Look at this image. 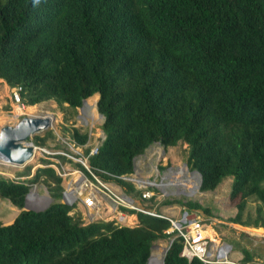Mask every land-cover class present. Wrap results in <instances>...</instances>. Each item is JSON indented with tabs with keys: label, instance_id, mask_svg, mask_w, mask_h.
<instances>
[{
	"label": "trees",
	"instance_id": "1",
	"mask_svg": "<svg viewBox=\"0 0 264 264\" xmlns=\"http://www.w3.org/2000/svg\"><path fill=\"white\" fill-rule=\"evenodd\" d=\"M0 78L19 86L26 106L53 99L75 108L96 94L103 137L87 162L99 178L132 191L119 176L137 155L181 140L198 189L230 177L229 220L264 228V0H0ZM50 135L30 139L43 145ZM69 136L88 137L76 127ZM49 162L0 173V198L16 207L37 181L51 197L0 222V264H146L169 221L124 208L135 224L83 222L59 202L61 177ZM248 200L254 215L243 220ZM181 243L172 238L162 264H203L180 255ZM250 258L243 247L241 261Z\"/></svg>",
	"mask_w": 264,
	"mask_h": 264
},
{
	"label": "rangeland",
	"instance_id": "2",
	"mask_svg": "<svg viewBox=\"0 0 264 264\" xmlns=\"http://www.w3.org/2000/svg\"><path fill=\"white\" fill-rule=\"evenodd\" d=\"M10 89V86L5 88V86L2 87V84H0V126L13 124L22 115H33L29 114V110L24 108L26 105L18 107L20 104L11 98ZM95 99L96 94H93L75 108L68 106L59 107L53 99L35 103L37 106L36 115L51 117L49 126L51 135L40 146L45 147L50 152L66 150L70 151V154L77 156L70 146L73 143L69 136V131L72 127H76L79 132H86L88 135L86 142L81 145L82 152L84 148L89 149L97 146L101 142L103 133L100 127L102 115L96 110ZM186 155V144L181 140L165 148L158 142L152 143L137 155L132 172L126 175L127 178L125 180L131 182L133 186L132 191H126L119 184L111 183L119 187L120 193L122 192L130 198L132 204L127 200L128 205L154 210L161 209L167 213H172L175 217L180 216L184 209L188 210L191 213L190 215L198 218V226L205 238L218 242L226 241L231 244L233 252L230 256H236L241 260L242 248L246 247L251 254L250 261L264 264V228L229 220V217L233 216L235 212L233 202L228 199L231 178H223L212 190L200 191L198 189V177L196 175L192 177L193 169L186 165ZM50 157H56L60 161L69 164V166H73V163L80 164L76 159L68 158L61 153L53 155L36 150L32 160L27 163L32 165L31 173L36 160L43 158L50 161ZM21 168L19 165H0V170L3 171L0 173L13 177L15 171ZM95 176L100 179L97 174ZM65 178H68V176ZM147 182L153 184H148ZM62 183H64V178H62ZM193 185L194 188L190 191ZM143 189L151 191V194L148 197H141L140 192ZM28 195L24 201V208L42 209L51 201V197L42 181L29 185ZM104 197L106 196L99 195L96 203L105 218H101L98 214L93 217H86L83 207L75 206V211L80 212L83 222L109 218L107 216L109 214V212L107 213V206H112V204L107 197ZM185 200L196 201L200 203L201 207L188 208L182 204V201ZM254 204L255 202L252 200L247 201L241 219L247 220L254 215ZM22 208L12 205L6 198H0V222L3 224L9 223ZM129 213L135 216L134 212ZM136 222L135 219L128 224L133 225ZM167 236L166 234L165 237L158 238L152 242L151 255L156 253L161 259L163 250L167 245Z\"/></svg>",
	"mask_w": 264,
	"mask_h": 264
},
{
	"label": "built area",
	"instance_id": "3",
	"mask_svg": "<svg viewBox=\"0 0 264 264\" xmlns=\"http://www.w3.org/2000/svg\"><path fill=\"white\" fill-rule=\"evenodd\" d=\"M10 88L11 98L20 104L18 107L24 106L19 99V86L14 85L10 86ZM72 142L73 143H71L70 146L77 156L70 154V151L66 150H54L50 152L43 146L33 144L34 152L38 150L41 153H51L53 155L61 153L68 158L76 159L81 164V167L76 165L69 166V164L64 161H60L56 157H50V162L47 163L52 166L57 175L64 178V183H62L61 178L62 192L59 202L71 206V209L69 210L70 214L75 211V206H82L86 217H93L94 215H97L99 213V207L96 203V199L99 195H104L112 204V206H110V213L108 214L112 217H108L113 218L116 222L128 224L136 219L133 214L125 211L124 208L135 209L136 211H141L153 216L166 218L169 221V225L163 229V232L168 235L167 245L174 236L179 235L182 241L179 254L187 259L196 257L201 260L203 264H259L250 260L241 261L240 258L236 256H230L233 251L229 242H218L205 238V235L198 226V218L190 215L191 213L188 210L184 209L180 216L175 217L172 213H167L161 209L154 210L136 207L130 204L128 205L127 200L132 204L130 198L122 192L120 193L119 187L111 188V182L116 184L115 181L104 180L101 178L100 180L96 178L94 172L90 168L87 162V156L94 153L96 146L87 149V152H84V150L82 152L81 145L83 144H77L74 140H72ZM0 165L9 164L3 157H0ZM0 172L3 171L0 170ZM195 175L198 177V173L193 170L192 177ZM66 176H68V178H65ZM119 177L123 179L127 178L126 175H120ZM147 183L153 184L151 182ZM150 194L151 191L149 192L144 189L140 192L141 197H148ZM160 261V258L157 261L152 259L151 254L146 260L147 264H160Z\"/></svg>",
	"mask_w": 264,
	"mask_h": 264
},
{
	"label": "water",
	"instance_id": "4",
	"mask_svg": "<svg viewBox=\"0 0 264 264\" xmlns=\"http://www.w3.org/2000/svg\"><path fill=\"white\" fill-rule=\"evenodd\" d=\"M85 100V98L82 99V103ZM50 122L51 117L47 115H22L15 123L0 126V157H3L9 165H19L24 167L30 160H32V156L35 153L33 142L29 138L34 133H42L45 130H48ZM34 168L35 166L32 170H34ZM27 195L28 191L25 193L24 201ZM22 207V209H28L24 208V203ZM166 247L164 248L163 253ZM149 256L150 252L148 257ZM160 264H162V256Z\"/></svg>",
	"mask_w": 264,
	"mask_h": 264
},
{
	"label": "bare ground",
	"instance_id": "5",
	"mask_svg": "<svg viewBox=\"0 0 264 264\" xmlns=\"http://www.w3.org/2000/svg\"><path fill=\"white\" fill-rule=\"evenodd\" d=\"M36 105H34V106H25L24 108L26 109V110H29V114H33V115H36V113H37V111H36ZM93 109V108H92ZM92 112V111H91ZM94 112V111H93ZM94 116V115H93ZM192 188H194V185L190 188L191 190L190 191H192ZM29 196V195H28ZM151 258L152 259H154L155 261H157V260H159V256H157V254L156 253H154V254H152L151 255Z\"/></svg>",
	"mask_w": 264,
	"mask_h": 264
},
{
	"label": "crops",
	"instance_id": "6",
	"mask_svg": "<svg viewBox=\"0 0 264 264\" xmlns=\"http://www.w3.org/2000/svg\"><path fill=\"white\" fill-rule=\"evenodd\" d=\"M0 84H2V87L5 86V88H7V87L9 86V85L6 84V82H5L2 78H0ZM87 98H88V97H87ZM87 98H86V99H87ZM112 187H113V188H116V187H118V186L112 184V185H111V188H112ZM104 198H106V197H104ZM107 209H108L107 213H108V212L110 213V210H111L110 206H107ZM102 213H103V212H102ZM107 213H103V214H107ZM98 214H99V216H100L101 218H105V217L102 216V214H101V210L99 211ZM107 216H110V215H107Z\"/></svg>",
	"mask_w": 264,
	"mask_h": 264
},
{
	"label": "clouds",
	"instance_id": "7",
	"mask_svg": "<svg viewBox=\"0 0 264 264\" xmlns=\"http://www.w3.org/2000/svg\"><path fill=\"white\" fill-rule=\"evenodd\" d=\"M34 3H38V0H34Z\"/></svg>",
	"mask_w": 264,
	"mask_h": 264
}]
</instances>
